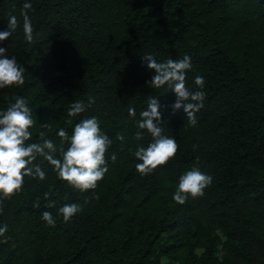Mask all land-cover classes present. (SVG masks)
<instances>
[{
  "label": "trees",
  "instance_id": "16d2710c",
  "mask_svg": "<svg viewBox=\"0 0 264 264\" xmlns=\"http://www.w3.org/2000/svg\"><path fill=\"white\" fill-rule=\"evenodd\" d=\"M25 2L37 36L31 44L23 38ZM9 12L21 24L0 47L25 67V84L0 89V110L14 96L28 101L36 121L29 142L43 131L66 149L57 131L71 136L76 123L96 116L113 143L108 172L83 193L37 157L46 179L25 177L23 191L3 201L0 226L8 225L10 238L0 237V264H264V0H0V31ZM145 54L158 62L191 57L186 84L206 94L195 127L167 107L174 93L146 83L154 70ZM196 76L204 77L203 89ZM150 96L161 105L163 134L179 149L141 176L132 152L151 136L144 131L137 141L134 133ZM75 101L86 110L69 117ZM193 166L212 183L202 197L177 204L178 178ZM45 192L55 207H47ZM65 203L82 205L69 222L57 215ZM43 211L55 227L46 226Z\"/></svg>",
  "mask_w": 264,
  "mask_h": 264
},
{
  "label": "clouds",
  "instance_id": "9594fccd",
  "mask_svg": "<svg viewBox=\"0 0 264 264\" xmlns=\"http://www.w3.org/2000/svg\"><path fill=\"white\" fill-rule=\"evenodd\" d=\"M31 3L25 2L20 15L22 17V30L24 40L31 44L37 36L34 35L32 21L28 10ZM6 30L0 31V42L8 40L20 27L21 21L16 15L7 14ZM7 48L0 47V89L20 87L25 84V67L22 66L13 55L9 58ZM149 69L154 70L151 80L146 82L154 89L165 88V92L175 94V101L168 105L172 114L182 110L187 117L188 126L195 127L198 123L196 113L204 107L206 94L202 90L191 91L187 84V72L192 69L191 57L184 55L182 59H167L158 62L152 54L141 57ZM194 84L198 89H203L205 80L203 76H196ZM14 101V102H13ZM94 103L89 97L87 107ZM86 110L84 101L73 102L67 110V115L73 117ZM128 115L135 118L134 107L128 109ZM140 119L136 120L137 131L134 139L142 141L144 131L150 134L151 141L146 146L138 144L132 155L139 161L135 170L141 176L153 173L158 167L165 166L173 160L179 149L174 137L163 134V114L158 99L148 97L147 106L140 112ZM32 109L23 96L12 97L6 108L0 110V214L3 213V201L11 200L24 189L25 177L43 181L46 172L40 163H35L37 157L46 161L56 173L59 180L66 182L72 189L83 193L95 190L98 183L108 172V149L113 143L100 127V121L96 116L81 119L72 129L71 136L63 129L57 131L61 143L67 142V148H57L56 144L47 138L43 131L39 132V142H29L33 133L30 131L35 125ZM71 123V120L68 121ZM48 127V125H41ZM116 139L123 142L124 134L117 133ZM59 151L60 158L55 154ZM111 160L115 162L116 154L113 153ZM212 183V177L201 171L198 166H193L178 178L172 199L177 204H185L189 198L195 200L204 195V190ZM44 198L47 207L53 208L55 200L49 199L50 193L45 192ZM99 198L98 196L96 197ZM39 208V198L33 205ZM82 210L80 203H65L59 207L57 215L62 216L64 222ZM41 219L46 226L55 227L56 219L50 211H43ZM8 231V225L0 226V237H4Z\"/></svg>",
  "mask_w": 264,
  "mask_h": 264
},
{
  "label": "rangeland",
  "instance_id": "374dc122",
  "mask_svg": "<svg viewBox=\"0 0 264 264\" xmlns=\"http://www.w3.org/2000/svg\"><path fill=\"white\" fill-rule=\"evenodd\" d=\"M161 264H169V262H168L165 258H163V259L161 260Z\"/></svg>",
  "mask_w": 264,
  "mask_h": 264
}]
</instances>
